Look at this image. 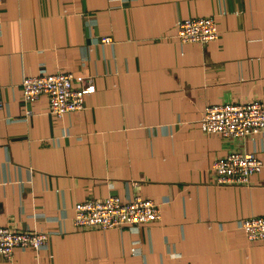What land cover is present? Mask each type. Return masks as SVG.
<instances>
[{"label":"crops","instance_id":"obj_1","mask_svg":"<svg viewBox=\"0 0 264 264\" xmlns=\"http://www.w3.org/2000/svg\"><path fill=\"white\" fill-rule=\"evenodd\" d=\"M203 15L217 38L177 39L179 19ZM56 71L94 83L83 108L25 106L23 77ZM0 87V225L48 233L0 264H264V240L240 226L264 215V165L246 183L211 173L231 150L264 163V133L200 127L207 105L264 104V0H3ZM109 194L151 198L161 216L74 226L76 201Z\"/></svg>","mask_w":264,"mask_h":264},{"label":"built area","instance_id":"obj_2","mask_svg":"<svg viewBox=\"0 0 264 264\" xmlns=\"http://www.w3.org/2000/svg\"><path fill=\"white\" fill-rule=\"evenodd\" d=\"M2 2L0 0V4ZM218 34V25L212 15L188 16L176 23L175 36L182 42L206 43L217 38ZM100 40L110 42L112 38L105 35ZM73 78L71 72L63 71L25 76L21 80L22 101L28 106L44 95L48 100V111L55 117L81 109L84 95L94 91L95 86L91 79L74 86ZM2 106L0 87V108ZM31 113L29 107L25 108V115ZM200 127L206 133H218L224 137L245 138L264 133V104L254 99L207 105L200 119ZM263 165L262 159L252 152L231 150L213 161L211 173L218 184L246 183ZM160 216V207L151 198L134 195L125 200L116 194H109L102 198L76 201L72 221L76 227L113 228L155 221ZM240 226L247 239L264 240V215L243 217ZM47 240L48 233L45 231L0 225V259L10 260L15 247L38 249Z\"/></svg>","mask_w":264,"mask_h":264}]
</instances>
